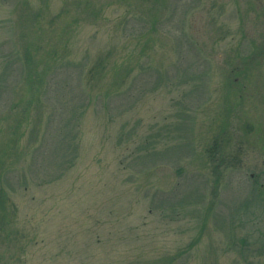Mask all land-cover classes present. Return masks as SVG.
<instances>
[{
    "label": "rangeland",
    "instance_id": "1",
    "mask_svg": "<svg viewBox=\"0 0 264 264\" xmlns=\"http://www.w3.org/2000/svg\"><path fill=\"white\" fill-rule=\"evenodd\" d=\"M0 264H264V0H0Z\"/></svg>",
    "mask_w": 264,
    "mask_h": 264
}]
</instances>
